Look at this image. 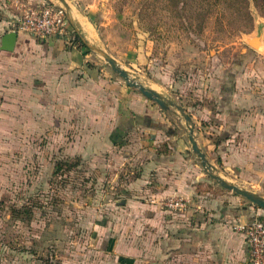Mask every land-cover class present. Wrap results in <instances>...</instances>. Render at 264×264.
<instances>
[{"label": "rangeland", "instance_id": "rangeland-1", "mask_svg": "<svg viewBox=\"0 0 264 264\" xmlns=\"http://www.w3.org/2000/svg\"><path fill=\"white\" fill-rule=\"evenodd\" d=\"M67 2L70 14L93 27L97 47L169 108L130 87L93 50H83L90 69L78 74L44 62V52L28 43L12 54L0 50V264H158V220L171 214L161 203L179 196L161 195L164 181L190 171L189 186L206 191L209 202L228 191L204 169L189 134L212 140L213 83L264 57V0ZM29 6L0 0V45ZM72 19L68 29L79 28L89 42ZM254 37L259 48L249 43ZM148 111L162 130L127 126ZM60 162L77 165L57 171ZM215 170L264 197V185ZM24 205L31 218L15 217L11 208Z\"/></svg>", "mask_w": 264, "mask_h": 264}, {"label": "crops", "instance_id": "crops-1", "mask_svg": "<svg viewBox=\"0 0 264 264\" xmlns=\"http://www.w3.org/2000/svg\"><path fill=\"white\" fill-rule=\"evenodd\" d=\"M45 1L47 0H28L31 6L44 4ZM71 16L79 27L86 31L92 44L91 41H95L91 33L94 32L93 27L78 15V18L74 17V13H71ZM79 32L81 34L80 29ZM17 33L14 51L20 45L24 47V44L28 43L34 49L44 52V55L40 56L44 62L52 60L59 63L65 71L76 74L80 69L88 70L84 65L87 62L84 52L72 48L71 43L66 41L70 45L68 48L62 37H51L45 39L44 44H38L35 38L28 36L29 34ZM257 60L258 65L255 66V59L253 67L248 66L241 73L231 74L228 79L213 83V87L219 90L215 93L216 99L218 98L216 112L210 117L214 121L209 127L212 140L202 143L198 137L197 143L209 162L219 167L222 175H228L229 179L236 183L245 181L252 187H263L264 67L260 68L259 65L264 64V57ZM217 82H221L220 87ZM149 112L141 114L140 122L133 121L129 128L136 124L148 130H162L164 125L154 120ZM189 172L178 173L177 178L174 175L169 181H164L161 187V195L189 197L193 202L187 211H169L171 214L163 212L160 216L157 224V263L249 264L248 244L243 231L238 229L237 225L264 215V209L247 208L244 197L229 190L218 194L209 202L205 196L206 191L201 190L199 193L198 187L189 186Z\"/></svg>", "mask_w": 264, "mask_h": 264}, {"label": "built area", "instance_id": "built-area-1", "mask_svg": "<svg viewBox=\"0 0 264 264\" xmlns=\"http://www.w3.org/2000/svg\"><path fill=\"white\" fill-rule=\"evenodd\" d=\"M68 31V20L63 10L54 2L29 6L23 15L17 32L33 37L48 39L63 37ZM190 199L181 196L167 198L161 206L168 211H185ZM242 230L248 244L249 264H264V219L255 217L251 221L237 225Z\"/></svg>", "mask_w": 264, "mask_h": 264}, {"label": "water", "instance_id": "water-1", "mask_svg": "<svg viewBox=\"0 0 264 264\" xmlns=\"http://www.w3.org/2000/svg\"><path fill=\"white\" fill-rule=\"evenodd\" d=\"M57 1L61 4L58 6L63 10L68 22H72L73 19L70 14L69 5H68L67 0H57ZM75 30L79 32V29H75ZM17 39H18V33L16 31L5 33L1 38L0 50L13 52L16 46ZM85 42H86L87 47L90 50H93L97 52L98 54H100L101 56H103V58L108 62L111 68L115 72H117L119 75H121L130 87L139 89V91L143 95H145L148 99L153 100L156 103H158L163 109L169 108V104L166 101V99L162 96V94H160L159 92L153 89L147 88L144 85L133 80L130 77L129 73L117 63L116 59L111 57L105 50L90 44L88 41H86V39H85ZM249 43L253 48H259L261 45V41L259 37H254L253 39L249 41ZM178 109L181 112V114L186 118V120L190 121V117L185 113L184 109L182 107H178ZM189 141L191 143L193 152L198 156V158L201 161L202 166L208 172L210 177L216 180L218 184L222 186L223 188L248 199L254 205H257L258 207L264 209V197L250 190L241 188L232 182H229L224 177H222L219 173H217V171L215 170V167L209 162L205 153H203V151L200 149L197 143V140L195 138L193 129H191L190 131Z\"/></svg>", "mask_w": 264, "mask_h": 264}, {"label": "trees", "instance_id": "trees-1", "mask_svg": "<svg viewBox=\"0 0 264 264\" xmlns=\"http://www.w3.org/2000/svg\"><path fill=\"white\" fill-rule=\"evenodd\" d=\"M220 0H215L216 3H218ZM63 39L66 38V41H69L71 44H72V48H77V50H80V51H83V50H86V52H90L91 50L87 47L86 45V42H85V39L84 37L79 33L77 32L75 29L73 30H69L67 31L66 35L62 37ZM86 52L84 54H86ZM86 68H88V70L90 69L89 68V64L86 66ZM141 120V116H137L136 119L134 120H130L128 121V125H132L133 124V121L135 122H140ZM125 122H123L124 124ZM124 126H122L123 128ZM125 135V134H124ZM71 163H58L57 165V171H61L64 169V167L68 166V168L66 170L68 171H72L74 170L75 166L77 165V163L73 164V165H70ZM64 172V171H63ZM12 210V214L15 216V217H19L20 215H23L24 218H31V216L33 215V209L31 206H28V205H24L22 206L21 208L19 207H12L11 208Z\"/></svg>", "mask_w": 264, "mask_h": 264}, {"label": "bare ground", "instance_id": "bare-ground-1", "mask_svg": "<svg viewBox=\"0 0 264 264\" xmlns=\"http://www.w3.org/2000/svg\"><path fill=\"white\" fill-rule=\"evenodd\" d=\"M91 33H92V36H93V40H95V41H91V43L97 47L96 36H95L94 32L91 31ZM98 45H99V43H98Z\"/></svg>", "mask_w": 264, "mask_h": 264}]
</instances>
